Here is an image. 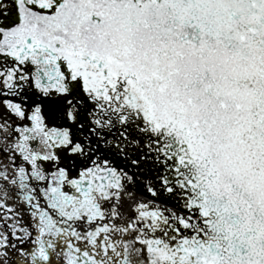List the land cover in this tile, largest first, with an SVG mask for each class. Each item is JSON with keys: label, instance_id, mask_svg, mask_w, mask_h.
Listing matches in <instances>:
<instances>
[{"label": "snow or ice", "instance_id": "6c2138e0", "mask_svg": "<svg viewBox=\"0 0 264 264\" xmlns=\"http://www.w3.org/2000/svg\"><path fill=\"white\" fill-rule=\"evenodd\" d=\"M0 264H264V0H0Z\"/></svg>", "mask_w": 264, "mask_h": 264}]
</instances>
